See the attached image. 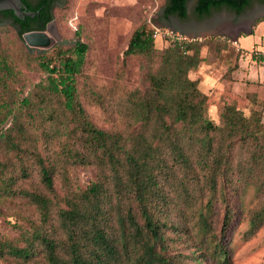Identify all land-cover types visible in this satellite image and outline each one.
Listing matches in <instances>:
<instances>
[{
  "label": "trees",
  "instance_id": "obj_1",
  "mask_svg": "<svg viewBox=\"0 0 264 264\" xmlns=\"http://www.w3.org/2000/svg\"><path fill=\"white\" fill-rule=\"evenodd\" d=\"M254 1L196 0L193 16L204 20L224 9L240 15ZM23 2L36 16L2 11L0 26L9 22L22 57L46 79L18 114L4 105L14 116L10 126H1L8 116L0 115V217L14 216L18 233L0 236V264H233L230 232L244 216L250 188L260 204L250 212L245 240L264 227V115L226 104L216 124L206 116L208 95L190 78L206 62L202 49L222 53L229 39L158 49L155 28L144 19L106 82L81 31L59 44L54 67L26 45L24 35L46 30L58 9L69 8L66 0ZM189 2L163 0L155 22L191 19ZM132 60L143 66V86H128ZM12 76L0 55L6 95ZM79 169L94 171L88 186L72 177Z\"/></svg>",
  "mask_w": 264,
  "mask_h": 264
},
{
  "label": "rangeland",
  "instance_id": "obj_2",
  "mask_svg": "<svg viewBox=\"0 0 264 264\" xmlns=\"http://www.w3.org/2000/svg\"><path fill=\"white\" fill-rule=\"evenodd\" d=\"M63 2L60 3V7L68 3L69 8L56 11V18L47 31L52 40V46L33 50L46 53L47 60L53 61L52 67H54V60L59 53V44L64 40L73 39L76 33L81 31L84 40L87 39L92 44L100 76L106 82L115 76L118 57L123 56L132 32L144 19H148L154 28H172L155 22L159 18L158 13L163 0H66L64 4ZM195 5L196 0H190L191 19H195L193 16ZM263 14L264 6L256 3L248 12L246 19L252 20ZM231 18L232 15L226 10L215 12L211 20L195 26L201 32L197 36L205 37L203 41L215 37L229 39L214 34L213 31L218 23L231 21ZM261 22H264V18L257 20V25ZM255 29L253 35L240 37L239 43L246 51L245 57H238V51L231 43L222 53H219L214 46H207L202 49L206 62L190 73V78L197 81L200 90L208 95L206 116L216 124H222V111L226 104L235 105L246 116H250L254 110L262 111L264 115V60L262 59L264 57V28ZM176 31L182 32L178 29ZM261 38L262 41H260ZM170 45L172 44L156 42L158 49ZM68 49L69 47H62V50ZM253 52H260L261 55H253ZM0 55L13 67L9 95L0 90V115L8 116L1 126L8 127L12 124L14 116L4 110V105L9 104L18 114L21 111L20 104L32 97L38 85L45 83L46 75L42 69L24 60L16 33L9 22H4L0 26ZM236 63L238 64L236 69L231 70ZM143 72L144 69L140 62L135 60L129 62L127 83L130 88L144 85ZM44 127L47 129V126ZM0 160H3L1 153ZM72 177L80 185L88 186L94 178V171L79 169L72 172ZM35 180L38 182L36 176ZM21 185L30 188L31 182L23 181ZM56 189L63 196L65 181L62 176L56 178ZM243 204L244 216L237 228L230 232L234 248L233 264H264V227L253 238L245 240V234L250 228V212L260 204L254 188L248 190ZM5 209L15 214V207L12 205H6ZM15 223L14 216L0 217V236H4L5 233L18 234L12 227Z\"/></svg>",
  "mask_w": 264,
  "mask_h": 264
},
{
  "label": "water",
  "instance_id": "obj_3",
  "mask_svg": "<svg viewBox=\"0 0 264 264\" xmlns=\"http://www.w3.org/2000/svg\"><path fill=\"white\" fill-rule=\"evenodd\" d=\"M27 9L28 7L24 4L23 0H0V12L13 11L18 17L36 16V13L29 12ZM49 25L44 31H35L25 34L24 40L26 44L32 49L49 48L52 46V40L47 34Z\"/></svg>",
  "mask_w": 264,
  "mask_h": 264
},
{
  "label": "crops",
  "instance_id": "obj_4",
  "mask_svg": "<svg viewBox=\"0 0 264 264\" xmlns=\"http://www.w3.org/2000/svg\"><path fill=\"white\" fill-rule=\"evenodd\" d=\"M264 14L262 16H258L256 17L257 20H262ZM256 19H252V20H244L240 25H235L234 21H222L220 23L217 24V27L215 28V30L213 31L214 34L220 35V36H224V37H228V38H235L238 39V41H240V37L243 35H253V30L256 28L260 29L264 28V22L259 23V25H257V20ZM257 26V27H256ZM255 29V30H256ZM263 39L261 38L260 41H262ZM240 44V43H239ZM241 45V44H240ZM254 45V44H253Z\"/></svg>",
  "mask_w": 264,
  "mask_h": 264
},
{
  "label": "built area",
  "instance_id": "obj_5",
  "mask_svg": "<svg viewBox=\"0 0 264 264\" xmlns=\"http://www.w3.org/2000/svg\"><path fill=\"white\" fill-rule=\"evenodd\" d=\"M153 38L156 42L160 41L165 44H184L189 45L197 42L203 41L205 37L195 36L191 34H186L184 32L176 31L173 28H155V32L153 34ZM231 45L236 48L239 52L241 46L239 44L238 39L229 38Z\"/></svg>",
  "mask_w": 264,
  "mask_h": 264
},
{
  "label": "flooded vegetation",
  "instance_id": "obj_6",
  "mask_svg": "<svg viewBox=\"0 0 264 264\" xmlns=\"http://www.w3.org/2000/svg\"><path fill=\"white\" fill-rule=\"evenodd\" d=\"M30 1H32V0H30ZM256 3L260 4V6H264V1L255 0L252 3V5L250 7H248V8H246L243 11V13H241L240 15H236L234 12L229 11L227 9H224V10H226L230 15H232L231 20L234 21V22H237V23H235V25H240L244 20H248V19H246V16H248V12H250L252 10V8L255 6ZM212 17H213V15L211 17H209V18L204 19V20H198V19L195 18V19H188L186 21H181L177 17H171L169 22L171 24L170 26L173 29H175V30L179 29L180 31H182V32H184L186 34L198 35L201 32L195 26L201 24L204 21L211 20ZM254 19H256V17L253 18V20ZM238 23H240V24H238ZM162 25H165V24H162Z\"/></svg>",
  "mask_w": 264,
  "mask_h": 264
}]
</instances>
